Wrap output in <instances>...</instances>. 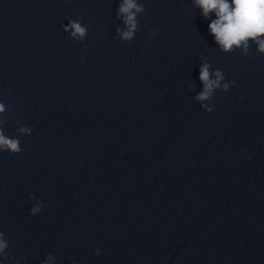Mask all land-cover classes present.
<instances>
[{"label": "clouds", "instance_id": "1", "mask_svg": "<svg viewBox=\"0 0 264 264\" xmlns=\"http://www.w3.org/2000/svg\"><path fill=\"white\" fill-rule=\"evenodd\" d=\"M194 4L201 9V14L206 19L209 18L210 14L215 15V19H212L208 24V30L221 51L232 52L239 48L247 55L251 45L255 44L257 52L264 54V0H194ZM142 11H144L143 5L138 4L137 0H122L118 8V17L123 18L126 29H117L121 39L126 41L133 39L137 30L136 17ZM64 30L79 40H83L87 35V28L79 20H70L64 26ZM83 62L81 60V63ZM209 67L208 64H204L199 70V79L203 84V91L195 97L198 101L210 100L214 89L221 87L220 82L223 79L221 71L217 70L215 79H212ZM222 87L227 90L229 84L225 83ZM201 106L205 108L206 112H212V109L206 105L202 104ZM5 110V105L0 102V114L4 113ZM18 133L31 135L32 128L20 127ZM21 151L20 140L5 136L3 121L0 120V152L18 154ZM32 198L34 197H29V199ZM42 207L43 202L37 203L31 209V214L36 215ZM2 236L3 233H0V237ZM7 247V242L0 238V255L5 254ZM48 259L51 260L52 257L49 256Z\"/></svg>", "mask_w": 264, "mask_h": 264}]
</instances>
